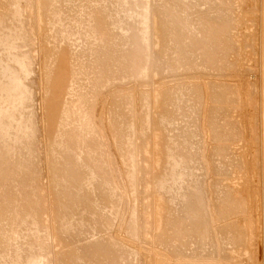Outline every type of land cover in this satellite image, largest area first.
<instances>
[{
	"label": "rangeland",
	"instance_id": "374dc122",
	"mask_svg": "<svg viewBox=\"0 0 264 264\" xmlns=\"http://www.w3.org/2000/svg\"><path fill=\"white\" fill-rule=\"evenodd\" d=\"M114 1L46 0L43 15L49 22L47 25L49 27L43 29L42 35L34 36L35 62L32 67L34 65L35 67L31 70L34 72H29V74L32 73V78L28 80L31 83L26 82L29 83L27 87L29 91L32 90L30 92L32 94L27 101L30 105L25 103L26 108L22 109V113L26 115L29 114L26 110L32 112L34 123L28 129L24 127L27 130L23 131L29 133L26 134L28 136L26 144L22 143V149L19 150L17 147L10 150L12 159L9 160L13 162H8L9 165L5 164L10 180H7L8 176L1 177L6 171L3 172L0 166V193L7 191L3 193L4 197L2 194L0 196V219H2L0 220V237L2 236L0 259H8L3 263L1 259L0 263L10 264L13 261L11 264H17V262L22 264L29 253L36 252V256L39 255L38 258H42L38 259V264H261V258L256 256L257 246L262 239L260 229L262 164L258 106L260 0H187L188 2L186 0H146L148 45L144 46L147 43L144 41L142 49L137 44L140 42L135 35H132L134 28L129 17L133 16V13L132 11L131 14H128V11L126 13V10L130 8L127 4L131 5L133 11L136 9L132 4L133 0H123V3L120 0ZM113 3L119 6L116 4L113 6ZM181 5L184 6L181 7ZM99 8L100 13L105 14H102L103 17L107 18L102 19L103 17L97 14ZM116 8L118 12H115ZM32 10V8H26L24 13L25 11L30 13ZM182 10L184 15H188L187 17L183 15ZM120 13L122 15L126 13L127 19L121 17ZM181 15L188 21V24H185L186 29L183 25L187 22L182 21ZM176 19L180 23H177ZM173 20H175L174 24H172ZM101 21L109 22V26L105 24L104 27V23L100 25ZM96 22L97 24L99 22L98 25L105 31L99 32L101 29ZM114 25H118V28ZM144 25L141 24V26ZM213 25L216 28H213ZM18 28L19 33L14 30L16 32L12 35L10 31H13V28L4 35L10 39V43L19 39L20 28ZM178 28V31L184 34V37L180 36L181 41L175 40L178 37L176 30ZM116 30L119 34L123 33L121 30H124V35L116 38L114 35ZM125 31L129 33L128 37ZM102 32L104 37L100 35ZM106 33L113 34L111 42ZM7 38L3 40L4 43ZM130 39L133 41L131 46ZM190 39L195 40V47L191 51V59L187 57V60H184L182 44ZM4 43L1 42L0 50L3 45L4 47L11 45L5 46ZM102 44L105 45L104 49ZM145 47L146 50H144ZM147 49L148 52H146ZM2 51L3 49L0 54L5 56ZM144 54H148L147 57ZM143 55L146 59L148 58L147 67L146 62H143L146 60ZM134 62L135 66L132 67L130 64L134 65ZM140 64L141 68L144 66L143 70H146V72L140 70L144 72L141 73L142 75L137 69ZM123 67H126L125 70ZM129 67L134 73L127 71ZM134 70L139 75H136ZM120 71L124 72L125 77ZM140 75L141 77H138ZM1 76L0 82L5 75ZM69 83H74L73 88L77 90V95L69 94V97L68 93L62 92L64 85ZM171 88L172 93L175 90L174 93L180 96L176 94L175 96L174 93H170L171 96L167 95ZM1 97L3 95L0 94L2 103L4 98L1 99ZM121 99L122 101L125 99V103L121 102ZM66 105L72 112L75 111L71 113L72 115L68 113L69 118L64 117ZM29 106L30 109L27 108ZM56 109L59 111L58 114ZM65 118H68L66 120L71 125L65 123ZM22 121L19 123L21 124ZM69 127L75 128L71 132L73 135L69 132L71 131ZM78 133L82 136L80 140ZM29 135L33 137L32 140ZM159 135L162 144L160 146L157 145ZM64 137H66L65 143H63ZM125 138L129 139L125 141ZM78 140L79 144H83L81 147ZM128 140L131 149L128 148ZM68 143L75 148L77 146L76 156L80 157L78 159L83 160L87 157L89 159L88 168L79 169L77 173L75 170V178H72L87 187L82 186L84 190H79L80 198L76 201L79 203H75L71 213L65 212L62 207L66 201L64 195L62 196L63 181L67 180V188L71 193L76 192V184H72L71 173L67 172V169L68 171L71 169L69 166L76 160L74 157L70 161V158L74 156H72L74 147L67 146ZM27 144L29 149L26 147ZM65 145L66 148H63ZM79 147L86 148L87 155L83 153L85 149L80 150ZM62 149L66 150L67 155ZM67 149L72 150V153ZM157 150L160 151L158 162L155 161L158 157ZM128 151H131V155ZM18 152L23 158L21 156L16 158ZM28 152L34 154L33 157L32 154L27 155ZM58 152L66 156L58 155ZM126 155L130 159H127ZM64 156L65 159L71 156L68 158L69 164L67 159L61 158L63 159L61 162L60 157ZM173 157L175 162L173 160V163H169ZM29 158L31 162L26 163L24 160ZM54 161L58 162V167ZM10 164L13 169L8 167ZM55 171H58V174ZM169 171L183 174L179 177L180 182L177 181L182 184L177 185V188H180H176L175 191L178 190L179 195L175 192V198L183 196L184 200H188L185 196L188 195L190 201L196 205L192 196H197L199 207L193 213L197 216L201 214L207 220L209 227L208 235L204 237L202 245H199L195 237L187 232L191 230V227L186 225L189 221L186 217L192 216L193 213L191 214L188 209L185 210V202L182 198V204L179 199L177 201L175 199L178 202L175 207L179 208L178 211L181 213L176 212L178 219L184 218V221L178 220L179 223L183 221L181 225L171 226L164 219L158 223L160 222L157 197L159 186L156 181H158L157 178L163 177V174L167 179ZM9 173L12 174L11 177ZM28 174L32 178L27 176ZM159 174L160 176L157 177ZM76 176L80 181L76 179ZM26 177H29L28 181ZM86 177L91 178V182ZM166 179L165 182L169 180V177L168 180ZM88 186H90L89 189ZM72 187H74L73 190L75 189V191L72 190L73 192ZM166 190L169 191L168 188ZM191 205L193 207V204ZM78 206V210L75 209ZM26 212L29 215H26ZM166 212L167 209L163 218ZM19 215L26 218L23 219ZM68 216L70 219L67 218ZM67 222H70V226ZM22 223L26 224L25 227ZM178 225L182 227L186 225L180 234ZM69 228L74 232L69 231ZM9 232H13L14 235L13 233L8 235ZM16 243L19 247H16ZM178 243L184 244V248L181 246L180 251L174 247L179 245ZM100 244L103 245L100 246ZM221 247H223L222 250ZM12 251L15 256L21 253V258L19 255L18 257L22 263L21 260L18 261V257L10 253ZM84 251H90L91 256ZM45 253L48 254L44 256ZM10 254L14 258H11ZM25 261V264L27 261L29 264L30 259Z\"/></svg>",
	"mask_w": 264,
	"mask_h": 264
},
{
	"label": "bare ground",
	"instance_id": "6f19581e",
	"mask_svg": "<svg viewBox=\"0 0 264 264\" xmlns=\"http://www.w3.org/2000/svg\"><path fill=\"white\" fill-rule=\"evenodd\" d=\"M93 1H95V0H93ZM104 1V0H103ZM109 1V0H108ZM116 1V0H115ZM114 1V2H115ZM121 2L123 1V0H120ZM119 1V2H120ZM128 1V0H127ZM182 1V0H181ZM184 1V0H183ZM187 1V0H186ZM185 1V2H186ZM112 2H113V0H112ZM120 2V3H121ZM126 2V1H125ZM161 2V1H160ZM176 2V1H175ZM188 2V1H187ZM45 3H46V0H0V38H1V40H0V45H1V42H3L4 43V41L3 40H5L6 38L4 37V35H6V34H8L9 33V31L10 30H12L13 28V31H10V32H12V35H14V33L13 32H16L17 31V28L19 27L20 28V36L19 35H17L16 33H15V35L16 36H19V39H15V41L13 40V42L12 43H10L9 41H10V39H8L7 38V40H6V43H4L5 44V46H8L9 44H11V45H9L8 47H4V45H3V53L5 54V56H2L1 54H0V73L2 74V76H4V79L2 78V81L0 82V94H1V96L3 95V97H1V99L2 98H4L3 100H2V103L0 102V166H1V170H3V172L4 171H6V173H4L3 174V176H1L2 178L3 177H7L8 176V169L6 168V166H5V164H7V165H9L8 164V162H13V161H11V160H9V159H12V157H11V149H13V148H17V147H19L18 149L19 150H21L22 149V143H24V144H26V142H27V133H29V132H25L27 129H28V127L29 126H31V125H33V123H34V120L32 119V112H29V110H26L29 114H30V116H29V114H24V113H22V111L24 110V108L23 107H25L26 108V106H25V103H26V105H30V104H28L27 103V101H29V98H30V96H31V94H30V92L32 91V90H30L29 91V89H28V87H27V84H29V83H31V82H29L28 80H29V78L31 77V74L32 73H30L29 74V72H34V71H31L32 70V68H34L35 67V65H34V67H32L33 65V62H35V44H36V41H35V35H37V34H40V35H42V31H43V29H46L47 27H49V26H47L48 25V23L49 22H47L46 21V18L44 17V15H43V10H44V8H45ZM95 3V2H94ZM103 3V2H102ZM109 3V2H108ZM116 3H118V2H116ZM116 3H113V6H114V4H116ZM123 3V2H122ZM122 3H121V5H122ZM128 3V2H127ZM180 3V2H179ZM92 4V3H91ZM96 4V3H95ZM100 4V3H99ZM111 4V3H110ZM109 4V5H110ZM119 4V3H118ZM132 4H133V6L134 7H136V9L133 11V9H131V5L129 4H127V6H129L130 8H128V7H126V8H128L127 10H126V13H127V11H128V14H131V11H132V13H133V16H131V17H129L130 19H131V23L133 22V24H131L132 26H133V28H134V31H133V29H132V31L134 32L132 35H135V37H136V39L138 40V42H140V43H137L138 45H139V47H141V49H142V43L144 42V41H147L148 40V34H147V22H148V14H147V1L146 0H133V2H132ZM181 4H183V3H181ZM184 4H189V3H184ZM94 5V4H93ZM92 5V6H93ZM117 5V4H116ZM42 6V7H41ZM95 6V5H94ZM106 6V5H105ZM117 6H119V5H117ZM117 6H115V7H117ZM182 6H184V5H181V7ZM189 6V5H188ZM91 7V6H90ZM97 7H99V6H97ZM96 7V8H97ZM109 7V6H108ZM112 7V6H111ZM122 7H124V5L122 6ZM122 7H121V9H122ZM186 7V6H185ZM26 8H32L33 10H32V12H30V13H28V12H26L25 11V13H24V10L26 9ZM110 8V7H109ZM113 8V7H112ZM111 8V9H112ZM125 8V9H126ZM94 9V8H93ZM119 9H120V7H119ZM184 9V8H183ZM154 10V9H153ZM186 10V9H185ZM42 11V12H41ZM93 11V10H92ZM102 11V10H101ZM104 11H105V8H104ZM115 11V9L113 10V12ZM120 11V10H119ZM124 11V10H123ZM123 11H120V12H123ZM152 11V10H151ZM155 11V10H154ZM97 12H99V13H97ZM95 11V13H97V14H99V16L102 18L103 17V15L102 14H104V12L101 14L100 13V8H99V10L98 11ZM107 12V11H106ZM115 12H118V9L116 8V11ZM182 13H183V10L181 11ZM28 13V14H27ZM109 13V12H108ZM125 13V14H126ZM181 13V14H182ZM259 13H260V24H259V31H260V38H259V50H260V80H259V92H260V96H259V102H258V106H259V108H260V118H259V125H260V134H259V144H260V148H261V160H260V162H261V164H262V167H261V171H262V179H261V181H262V193H261V217H260V219H261V237H262V239H261V242L258 244V246H257V249H256V256H257V258L259 257V258H261V261H260V263L261 264H264V0H260V9H259ZM102 16H101V15ZM111 14V13H110ZM119 14V13H118ZM124 14V13H123ZM122 15L121 13H120V15H121V17H125L126 15ZM154 14V13H153ZM105 15V14H104ZM112 15V14H111ZM110 15V16H111ZM179 15V14H178ZM178 15H177V18H178ZM183 15H184V13H183ZM96 16H98V15H96ZM109 15H108V17L109 18H112V17H110ZM114 16H115V14H114ZM184 16H188L187 14L186 15H184ZM99 17V18H100ZM105 17V16H104ZM102 18V19H105V18H107V17H105V18ZM116 18H118L119 16L117 15V16H115ZM126 17H128V16H126ZM125 17V18H126ZM150 17H152V15H150ZM176 17V16H175ZM181 17H182V15H181ZM181 17H179V18H181ZM96 18H98V17H96ZM154 18V17H153ZM183 18V17H182ZM114 20H115V18H113ZM118 19H120V18H118ZM127 19V18H126ZM130 19H128L129 21H130ZM157 18H155V20H156ZM59 20V19H58ZM96 20V19H95ZM99 20V19H98ZM112 20V19H111ZM110 20V22H112ZM113 20V21H114ZM117 20V19H116ZM123 18H122V22H123ZM177 20V23H180V22H178V19H176ZM186 21L184 18L182 19V21ZM187 20H189V19H187ZM97 21V20H96ZM105 21V20H104ZM126 21V20H125ZM128 21V22H129ZM174 21L175 20H173V23L172 24H174ZM180 21V20H179ZM171 22H172V20H171ZM187 23H185L184 22V25H183V28H185V24H188V21H186ZM55 23V22H54ZM58 23V22H57ZM91 23V22H90ZM104 23V22H103ZM103 23H102V21H101V24L100 25H103ZM109 22H105L104 23V27L108 24ZM114 23H116V22H114ZM120 23V22H119ZM176 23V22H175ZM181 23H183V22H181ZM88 24V23H87ZM96 24H97V22H96ZM98 24H99V22H98ZM97 24V25H98ZM106 24V25H105ZM111 24V23H110ZM116 24H118V23H116ZM124 23H122V25H123ZM129 25H130V22L128 23ZM141 24H145L144 26H141ZM100 25H98L99 27H100V29L101 30H99V32H101L102 30L103 31H105L104 29H102L101 28V26ZM121 25V24H120ZM129 25H127V26H129ZM130 25V26H131ZM14 26H16V27H14ZM57 26V25H56ZM75 26H76V24H75ZM97 26V27H98ZM108 26H109V24H108ZM115 26V25H114ZM118 26V25H117ZM117 26H115V28H118ZM173 26V25H172ZM176 26V25H175ZM188 26V25H187ZM103 27V26H102ZM103 27V28H104ZM121 27V26H120ZM120 27H119V29H120ZM122 27H124V26H122ZM176 27H179V25L178 26H176ZM181 27V29L183 30V33H184V29L182 28V25L180 26ZM16 28V29H15ZM18 28V29H19ZM79 28V27H78ZM111 28H113V27H111ZM213 28H216V26L214 27V25H213ZM55 29V28H54ZM57 29H58V26H57ZM62 29V28H61ZM65 29H66V27H65ZM76 29V28H75ZM80 29V28H79ZM108 29H110V28H108ZM118 29V30H119ZM122 29H124V28H122ZM186 29V28H185ZM14 30H16V31H14ZM56 30V29H55ZM60 30V29H59ZM112 30V29H111ZM113 30H115V29H113ZM118 30H116V31H114L115 32V34H114V32H112L115 36H116V38H117V36L119 37V35H121L122 36V34L124 35V30H121V32H123V33H121V34H119V32H118ZM129 30H130V28H129ZM177 31L179 30V28L178 29H176ZM181 30V31H182ZM68 31V30H67ZM82 31V30H81ZM175 31V30H174ZM68 32H70V31H68ZM116 32H118V33H116ZM176 32V31H175ZM180 31H178L177 32V34H178V37H177V39H175L176 41H181V38H180V36H182L183 35V37H184V34H182L181 32L179 33ZM72 33V32H71ZM104 32H102L100 35H102ZM69 34V33H68ZM80 34H82L81 32H80ZM113 34H111V35H113ZM116 34H118V35H116ZM125 34H127L126 35V37H128L129 35V33H127L126 31H125ZM171 34V33H170ZM176 34V33H175ZM9 35H11V34H9ZM8 35V36H9ZM12 35H11V37H12ZM105 35V34H104ZM108 35V33H106V36ZM110 34L108 35V37H109V41L111 42V40H112V36H111ZM173 35V34H172ZM2 36V37H1ZM71 36V35H70ZM103 36V35H102ZM4 37V38H3ZM10 37V36H9ZM77 37V36H76ZM104 37V36H103ZM125 37V38H126ZM176 37V36H175ZM13 38V37H12ZM12 38H11V40H12ZM16 38V37H15ZM68 38V37H67ZM82 38V37H81ZM101 39H102V37H100ZM124 38V39H125ZM132 38V37H131ZM134 38V37H133ZM146 38H147V40H146ZM185 38H186V35H185ZM190 38V37H189ZM54 39V38H53ZM62 39V38H61ZM121 38H119V40H120ZM127 39H129V38H127ZM156 39H157V37H156ZM184 39V38H183ZM188 39V38H187ZM73 40H75V38L73 39ZM103 40V39H102ZM121 40H123V39H121ZM131 40V43H130V46H131V44H133L132 42V39H130ZM130 40H127V41H130ZM60 41V40H59ZM78 41V40H77ZM124 42H125V40H123ZM123 41H122V43H123ZM126 41V42H127ZM187 41V40H186ZM56 42V41H55ZM66 42V41H65ZM69 42V41H68ZM78 42H80V41H78ZM121 43V42H120ZM121 43V44H122ZM146 43V42H145ZM55 44V43H54ZM62 44V43H61ZM136 44V43H135ZM58 45V44H57ZM71 45V44H70ZM75 45V44H74ZM73 45V46H74ZM77 45H79L78 43H77ZM76 45V46H77ZM124 45V44H123ZM129 45V44H128ZM147 46L148 45V41H147V43L146 44H144V46ZM183 45V52H184V60H187V57H188V59H191V51L193 50V48L195 47V40L194 41H192L191 39L189 40V41H187L185 44H182ZM102 46H103V48L102 49H104V46L105 45H103L102 44ZM101 46V47H102ZM134 46V45H133ZM1 47H2V45H1ZM0 47V48H1ZM136 47V46H135ZM138 47V48H139ZM60 49H61V47H59ZM58 48V49H59ZM71 48H72V45H71ZM78 48V47H77ZM123 48H124V46H123ZM144 48V47H143ZM182 48V47H181ZM1 49V50H2ZM52 49H54V48H52ZM59 49V51H61ZM72 49H74V48H72ZM128 49H129V47H128ZM137 49V48H136ZM135 49V50H136ZM1 50H0V52H1ZM56 50H57V48H56ZM55 50V51H56ZM124 50V49H123ZM125 50H126V46H125ZM125 50H124V52H125ZM131 50H132V47H131ZM131 50H129V51H131ZM144 50H146V47H145V49ZM55 51H54V53H55ZM58 51V50H57ZM71 51V50H70ZM128 51V52H129ZM138 51H140V50H138ZM123 52V51H122ZM124 52H123V55L126 57V59H127V56L124 54ZM146 52H148V49H147V51ZM52 53V52H51ZM126 53H127V51H126ZM130 53H132V51L130 52ZM145 53V52H144ZM3 54V55H4ZM73 54V53H72ZM121 54V53H120ZM127 54H129V53H127ZM139 54V53H138ZM122 55V56H123ZM130 55V54H129ZM135 55H136V53H135ZM145 55V54H144ZM143 55V56H144ZM147 55L148 54H146L145 56L147 57ZM121 56V57H122ZM138 56H140V55H138ZM145 56H144V59H146L145 58ZM75 57V56H74ZM119 57H120V55H119ZM129 57V56H128ZM131 57V56H130ZM133 58V57H132ZM138 58V57H137ZM186 58V59H185ZM123 59H125L124 57H123ZM125 59V60H126ZM131 59V58H130ZM134 59H136V58H134ZM148 59V58H147ZM144 60L143 62L145 63L146 61H148V60ZM142 60V59H141ZM76 61V60H75ZM131 61V60H130ZM136 61V60H135ZM138 61H140V59L138 60ZM127 62H129V60L127 61ZM142 62V63H143ZM141 63V62H140ZM165 63V62H164ZM125 64H126V62H125ZM130 64V63H129ZM128 64V65H129ZM137 64V63H136ZM124 65V64H123ZM127 65V64H126ZM132 67L133 66H135V62H134V65H132V64H130ZM138 65V64H137ZM145 65H146V67H147V62L145 63ZM161 65V64H160ZM159 65V67H161ZM130 66V67H131ZM168 66H169V64H168ZM72 67V66H71ZM75 67H76V65H75ZM128 67V66H127ZM130 67L127 69V71L129 70V71H131L132 70V68L130 69ZM144 67V66H143ZM141 68V64H140V66H139V68H137V69H139V72H140V70H143L144 68ZM124 68V67H123ZM122 68V69H123ZM126 68V67H125ZM125 68H124V70H125ZM136 68H134V69H136ZM163 68H164V65H163ZM166 68V67H165ZM136 69V70H137ZM146 69V68H145ZM136 70H134L135 72H136ZM156 70V69H155ZM144 71V70H143ZM72 72V71H71ZM120 72H122V71H120ZM132 72V71H131ZM144 72H146V70L144 71ZM143 72V73H144ZM123 73L124 72H122L121 74H122V76H123ZM132 73H134V72H132ZM137 73V72H136ZM142 72H140V74H141ZM142 73V74H143ZM1 74H0V76H1ZM70 74V73H69ZM75 74V73H74ZM125 74H128V73H125ZM124 74V75H125ZM129 74H130V72H129ZM141 74V75H142ZM147 74V73H146ZM136 75H139V73H137ZM141 75L140 76H138V77H141ZM145 75V74H144ZM143 75V76H144ZM1 76V77H2ZM33 76V75H32ZM71 76V75H70ZM73 76V75H72ZM129 76V75H128ZM135 76V75H134ZM76 77V76H75ZM123 77H125V76H123ZM32 78V77H31ZM74 78V77H73ZM69 79V78H68ZM120 79V78H119ZM122 79V78H121ZM124 79V78H123ZM122 79V80H123ZM29 82V83H26V82ZM64 81H66V80H64ZM75 82V81H74ZM33 83V82H32ZM62 83H64V82H62ZM66 83H67V81H66ZM75 83H77V82H75ZM74 84V83H73ZM73 84H65L64 85V88L63 89H61V90H63L62 92H65V93H68V95L69 94H75V95H77V93H76V91L77 90H74L75 88H73L74 86H73ZM32 84H30V86H31ZM62 86H63V84H62ZM62 86H61V88H62ZM175 88V87H174ZM179 88H181V87H179ZM178 89V88H177ZM172 88L170 89V92L168 93L167 92V95H169V96H171L170 95V93H172ZM175 91V90H174ZM174 91H173V93H174ZM177 91V90H176ZM180 91V90H179ZM181 91H182V89H181ZM184 91V90H183ZM74 92V93H73ZM65 93H63L64 95H65ZM172 93V94H173ZM180 93V92H179ZM183 93V92H182ZM181 93V94H182ZM177 95V93H174V95ZM61 95H62V93H61ZM60 95V96H61ZM67 95V96H68ZM175 95V96H176ZM179 95V94H178ZM177 95V96H178ZM33 96H34V94H33ZM60 96H59V98H60ZM180 96V95H179ZM65 97V96H64ZM69 97H70V95H69ZM74 97V96H73ZM79 97V96H78ZM78 97H77V99H78ZM32 98V97H31ZM61 99V98H60ZM129 99V98H128ZM33 100V99H32ZM68 100V99H67ZM75 100V99H74ZM125 100V99H124ZM124 100L122 101V99H121V102H124ZM155 100V99H154ZM1 101V100H0ZM62 101H63V99H62ZM69 101V100H68ZM76 101V100H75ZM30 102H31V100H30ZM57 102V101H56ZM61 102V101H60ZM126 102H127V100H126ZM143 102V101H142ZM58 104H59V102H57ZM76 103H77V101H76ZM125 103V102H124ZM156 103V100L154 101V104ZM56 104V103H55ZM57 104V105H58ZM61 104H62V102H61ZM64 104V103H63ZM66 104H67V102H66ZM128 104V103H127ZM130 104V103H129ZM142 104V103H141ZM32 105H33V103H32ZM32 105H31V107H32ZM56 105V106H57ZM55 106V105H54ZM62 106V105H61ZM67 106V105H66ZM155 106V105H154ZM157 106V105H156ZM177 106V105H176ZM27 108H29L30 109V106L29 107H27ZM57 108H58V106H57ZM173 108V107H172ZM171 108V109H172ZM23 109V110H22ZM76 109V108H75ZM170 109V108H169ZM174 109H175V107H174ZM173 109V110H174ZM180 109V107L178 108V110ZM57 110V109H56ZM58 110H60V108L58 109ZM57 110V114L59 113V111ZM61 110H62V107H61ZM61 110H60V112H61ZM181 110V109H180ZM180 110H179V112H180ZM34 111V110H33ZM74 111V110H73ZM130 111V110H129ZM171 111V110H170ZM63 113H64V111H62ZM75 112V111H74ZM74 112H72L71 111V108L70 107H68L67 106V108H66V112L64 113V117H67L68 116V113L69 114H71V113H74ZM173 112V111H172ZM178 112V113H179ZM127 113V112H126ZM130 113V112H129ZM177 113V112H176ZM34 115H35V113H33ZM60 115V114H59ZM66 115V116H65ZM72 115V114H71ZM61 116V115H60ZM34 117V116H33ZM171 117V116H170ZM61 118V117H60ZM68 118H69V116H68ZM68 118H65V120L67 119L68 120ZM175 118V117H174ZM62 119V118H61ZM64 119V118H63ZM21 120H23L22 122H21V124L19 123V121H21ZM64 120V121H65ZM66 120V122L65 123H69V121H67ZM71 122V121H70ZM62 123H64L63 121H62ZM75 123V122H74ZM73 124V123H72ZM69 125H71L70 123H69ZM68 125V126H69ZM80 125V124H79ZM81 125H82V123H81ZM63 126V125H62ZM73 126H75V125H73ZM130 126V125H129ZM24 127H26L25 129H24ZM32 127V126H31ZM126 127V126H125ZM30 128V127H29ZM60 128V127H59ZM70 128V127H69ZM74 128V127H73ZM72 128V129H73ZM71 129V128H70ZM72 129H71V131H69L68 130V128H67V132L69 131L70 133L72 132ZM75 129V128H74ZM23 130H25V131H23ZM66 130V129H65ZM64 131V130H63ZM34 132V131H33ZM37 132V131H36ZM66 132V131H65ZM66 132V133H67ZM169 132V131H168ZM62 133V132H61ZM77 133V132H76ZM72 134V133H71ZM75 134V133H74ZM81 134V133H80ZM126 134H127V132H126ZM125 134V135H126ZM128 134H129V132H128ZM31 135V134H30ZM30 135H29V137H30ZM59 135V134H58ZM62 135V134H61ZM64 135V134H63ZM73 135V134H72ZM77 135H79V133L77 134ZM124 135V136H125ZM70 136V135H69ZM69 136H68V138H67V140L69 139ZM75 136V135H74ZM132 136V135H131ZM78 137V136H77ZM80 137H82V136H80L79 135V140H80ZM126 137V136H125ZM127 137H130V136H127ZM31 138V137H30ZM29 138V139H30ZM33 138V137H32ZM32 138H31V140H32ZM65 138L66 137H64L63 138V140H64V142L63 143H65ZM71 138H72V136H71ZM70 138V139H71ZM75 138V137H74ZM37 139V138H36ZM56 139H58V138H56ZM77 139V138H76ZM127 139H129V138H127ZM126 138H125V141L127 140ZM74 140V139H73ZM79 140L77 141L78 142V144H79ZM34 141V140H33ZM62 141V140H61ZM61 141H59V142H61ZM70 141V140H69ZM68 141V142H69ZM83 140H82V138H81V142H82ZM130 141H131V139H130ZM130 141L128 140L127 141V143L129 144V146H128V148L129 149H131L130 147H131V144H130ZM72 142V141H71ZM75 142V141H74ZM80 142V143H81ZM37 143V142H36ZM50 143V142H49ZM52 143V142H51ZM58 143V142H57ZM67 143V142H66ZM70 143V142H69ZM66 144L67 146L68 145H71V147L73 148L74 147V149H72V150H70L69 151V149H67V151H69L70 153H72V158H70L71 156H67V163L69 162L70 163V161L71 160H73V158L75 157L76 158V160L75 161H73V166H69L71 169H69V171H68V169H67V172L68 173H71V175H70V180L74 177L75 178V175L74 174H76L77 172H79V169H83V168H85V169H87L88 168V166H89V163H87L88 161H89V159H88V157L87 158H85V159H78V158H80V157H77L76 156V149H77V146H76V148H75V146L73 145L72 146V144ZM73 143V142H72ZM83 143V142H82ZM81 143V144H82ZM61 144H62V142H61ZM81 144H79L80 145V147H81ZM124 144H126V142H124ZM127 144V145H128ZM63 145V144H62ZM66 145H65V147H63V148H66ZM75 145H77V144H75ZM83 145V144H82ZM126 145V146H127ZM156 145V144H155ZM157 145L158 146H160V145H162L161 144V141H160V135H159V137H158V141H157ZM25 146V145H24ZM54 146V145H53ZM59 146V145H58ZM125 146V145H124ZM26 147H28V144H27V146ZM31 147V146H30ZM33 147V146H32ZM79 147V148H80ZM25 148V147H24ZM35 148V147H34ZM55 148V147H54ZM58 148V147H57ZM68 148V147H67ZM83 148V147H82ZM28 149H29V147H28ZM59 149H60V147H59ZM83 149H85V151H83V153L85 154L86 152H88V151H86V148H83ZM83 149H81L80 148V150H83ZM126 149H127V147H126ZM30 150L32 151V148H30ZM36 150V149H35ZM57 150V149H56ZM63 150V149H62ZM15 151V150H14ZM18 150H16L15 152H17ZM23 151V150H22ZM25 151V150H24ZM23 151V152H24ZM63 151H65V153H66V155H67V152H66V150H63ZM72 151V152H71ZM20 152V151H19ZM18 152V153H19ZM34 152H36V151H34ZM60 152H62L61 150H60ZM68 152V153H69ZM129 152V151H128ZM127 152V153H128ZM157 152H158V157H157V160H155V161H159L160 160V151L159 150H157ZM17 153V154H18ZM25 153H27V151L25 152ZM56 153V152H55ZM62 153H64V152H62ZM82 153V154H83ZM130 153V155H131V151L129 152ZM14 154V153H13ZM20 154V155H19ZM17 156H16V158L18 157V156H21L22 158H23V156L21 155V153H19ZM32 154V153H31ZM31 154H29V152H28V154L27 155H31ZM60 153L58 152V155H59ZM24 155H26V154H24ZM26 155V156H27ZM33 155L34 154H32V157H33ZM57 155V156H58ZM61 156L62 155H65V154H60ZM65 155V156H66ZM69 155H71V154H69ZM80 154H79V152H78V156H79ZM85 155H87V153L85 154ZM84 155V156H85ZM15 156V155H14ZM37 156V155H36ZM36 156H35V158H36ZM56 156V157H57ZM65 156L64 157H60V160H61V158H63L64 160H66L65 159ZM83 156V157H84ZM127 156V155H126ZM31 157V156H30ZM59 157V156H58ZM57 157V158H58ZM82 157V156H81ZM129 156H127V159H130V158H128ZM18 158H20V157H18ZM17 158V159H18ZM25 158V157H24ZM68 158H70V161H68ZM17 159H14L15 161H19V160H17ZM37 159V158H36ZM59 159V158H58ZM63 159L61 160V162L63 161ZM172 160H170L169 161V163H173V160H174V162H175V159H174V157L173 158H171ZM32 160V159H31ZM55 160V159H54ZM59 160V161H60ZM20 161H21V159H20ZM26 163H30L31 161H30V158H29V160H24ZM30 161V162H29ZM56 161H57V159H56ZM56 161H54V163L56 162ZM128 162L130 161V160H127ZM66 162V161H65ZM58 163V162H57ZM57 163H55L56 165H57ZM68 163V164H69ZM12 164V163H11ZM11 164H10V166H8V167H11ZM17 164V163H16ZM55 165V166H56ZM59 165V164H58ZM58 165L56 166V167H58ZM63 165H64V163H63ZM62 165V166H63ZM170 165H172V164H170ZM17 166V165H16ZM67 167H68V165H67ZM18 168V167H17ZM59 168H61V167H59ZM11 169H13V167H11ZM10 169V173H12L11 170ZM63 169H65V168H63ZM93 169V168H92ZM57 170V169H56ZM61 170V172H62V169H60ZM66 170V169H65ZM75 170H76V173H75ZM93 171V170H92ZM21 171H19V173H20ZM57 172V174H58V171H55V173ZM10 173H9V175H10ZM60 173V172H59ZM64 173H66V172H64ZM89 174L91 173V172H88ZM93 174V173H92ZM91 174V175H92ZM163 174V173H162ZM178 174V175H177ZM12 175V174H11ZM11 175H10V177H11ZM25 175V174H24ZM64 175V174H63ZM66 175H68L67 173H66ZM74 175V176H73ZM78 175H79V173H78ZM88 175V174H87ZM164 176L163 177H160V178H157L158 179V181H156V182H158L157 184H158V186H159V193H158V203H159V218H158V221H160V222H158V223H161V220L162 219H164V220H166L167 221V223H169L171 226H174V225H177V224H180L181 222H183L184 221V218H179V219H183V221L181 220V222L179 223V219H178V215L176 214V212L179 210V208H176L177 207V203L178 202H176L178 199L180 200L179 202L181 203L182 201H181V198L183 197L182 195V197L181 198H175V192H176V194H178L179 195V191L178 190H176L175 191V189L177 188V185L179 184V183H177V181L179 180V177H181L183 174H182V172H178V173H175V172H171V171H169V174H168V177H169V180H171V182L168 180V177H167V179L165 178V174H163ZM27 176H29V174L27 175ZM65 176V175H64ZM160 176V174L157 176V177H159ZM162 176V175H161ZM1 177H0V179H1ZM29 177H31V176H29ZM28 177V178H29ZM56 177V176H55ZM63 177V176H62ZM77 177L78 176H76V179H77ZM94 177V176H93ZM8 179L7 180H10L9 179V176L7 177ZM27 178V177H26ZM28 178L26 179L27 181H28ZM32 178V177H31ZM57 178V177H56ZM73 178V179H74ZM85 177H84V175H83V179H84ZM87 178V177H86ZM91 178H92V176H91ZM90 178V179H91ZM173 178H174V180H173ZM5 179V178H4ZM3 179V180H4ZM25 179V178H24ZM55 179V178H54ZM72 179V181H73V183L72 184H76V192H75V194H73V193H71L69 190V188H67L68 186V183H67V180H66V182L65 181H63V185L65 186H63V190H64V192L62 191V196L64 197V199L66 200V201H64V204H62V207H63V209H64V211L65 212H70L71 213V211L73 210V207L75 206V203H77L76 201H77V199L78 198H80V197H78V195L81 193L79 190H84V189H82V184H80L79 182H77L76 180H73ZM82 179V178H81ZM88 179V178H87ZM90 179H88L90 182H91V180ZM165 179L166 180H168V181H166L165 182ZM23 180V179H22ZM31 180V179H30ZM29 180V181H30ZM77 180H79V179H77ZM175 180H176V182H175ZM69 181V180H68ZM80 181V180H79ZM84 181V180H83ZM8 182V181H7ZM11 182V181H10ZM25 182V181H24ZM65 182V183H64ZM85 182H86V179H85ZM89 182V185L91 184ZM169 182V183H168ZM173 182V183H172ZM178 182H180V181H178ZM71 183V182H70ZM82 183V182H81ZM88 183V182H87ZM87 183H85V184H87ZM11 184V183H10ZM30 184V183H29ZM180 184H182V182L180 183ZM179 184V185H180ZM70 185V184H69ZM81 185V186H80ZM31 186V185H30ZM73 186V185H72ZM85 186V185H84ZM83 186V187H84ZM1 187V186H0ZM3 187V186H2ZM38 187H40V186H38ZM87 187V186H86ZM86 187H84V188H86ZM89 187L90 186H88V189H89ZM35 188V187H34ZM37 188V187H36ZM35 188V189H36ZM42 188V187H41ZM73 188L74 187H72V189H71V191L73 190ZM168 188V190L169 191H167L166 189ZM178 188H180V187H178ZM177 188V189H178ZM3 189V188H2ZM34 189V190H35ZM38 189V188H37ZM40 189V188H39ZM60 189V188H59ZM174 190V191H173ZM181 190V189H180ZM3 191V190H2ZM6 190H4L2 193H0V196H1V194L3 195V193L5 192ZM37 191H39V190H37ZM42 191V190H41ZM73 191H75V189L73 190ZM72 191V192H73ZM166 191H167V195H165V193H166ZM178 191V192H177ZM7 192V191H6ZM5 192V193H6ZM9 193V192H8ZM8 193H7V195H8ZM41 193V192H40ZM85 193V192H84ZM180 193H181V191H180ZM39 194V193H38ZM6 195V194H5ZM12 195V194H11ZM10 195V196H11ZM40 195V194H39ZM56 196H57V194H55ZM177 195V196H178ZM9 196V197H10ZM59 196V195H58ZM186 196V198H188V200H184L183 198V200H184V206H185V210H187L188 209V211L192 214L193 213V211L194 210H196L199 206H198V201L196 200V197L197 196H192L193 197V201H195L196 202V205H195V203H192L191 201H190V197L188 196V195H185ZM3 197H4V195H3ZM8 197V198H9ZM39 197V196H38ZM37 197V198H38ZM81 197H82V195H81ZM195 197V198H194ZM7 198V197H6ZM59 198V197H58ZM83 198H84V196H83ZM63 199V198H62ZM175 199H176V201H175ZM85 200V199H84ZM83 200V201H84ZM86 200H87V198H86ZM198 200H199V198H198ZM4 201H5V199H4ZM7 201H8V199H7ZM10 201V200H9ZM31 201V200H30ZM78 201H80V199L78 200ZM81 201H82V198H81ZM88 202V201H87ZM176 202V203H175ZM8 203V202H7ZM61 203V202H60ZM63 203V202H62ZM66 203V204H65ZM79 203V202H78ZM77 203V204H78ZM183 203V202H182ZM181 203V204H182ZM3 204V203H2ZM10 204V203H9ZM44 204V203H43ZM84 204V203H83ZM167 204H168V206H167ZM191 204H193V207H192V205ZM6 205V204H5ZM175 205H176V207H175ZM8 206V205H7ZM10 206V205H9ZM187 206V207H186ZM4 207H6V206H4ZM11 207V206H10ZM10 207H8V208H10ZM46 207V206H45ZM44 207V208H45ZM81 207V206H80ZM84 207V206H83ZM82 207V208H83ZM190 207V208H189ZM200 207H201V204H200ZM42 208V207H41ZM78 208H79V206L77 207V208H75V209H77L78 210ZM81 208V209H82ZM2 210H3V208H1ZM81 209H79V210H81ZM166 209H167V212H166V214H165V216H164V218H163V215H164V212L166 211ZM9 210V209H8ZM83 210V209H82ZM163 210H165V211H163ZM29 211V210H28ZM27 211V212H28ZM32 211V210H31ZM39 211V210H38ZM42 211V210H41ZM75 211V210H74ZM171 211V212H170ZM180 211H181V209H180ZM27 212H26V215H29V214H27ZM85 212V211H84ZM170 212V213H169ZM179 212V211H178ZM19 213V212H18ZM24 213V212H23ZM23 213H22V215H23ZM36 212H34V214H35ZM38 213V212H37ZM180 213V212H179ZM178 213V214H179ZM21 214V213H20ZM40 214H41V212H40ZM67 214V213H66ZM65 214V215H66ZM69 214V213H68ZM76 214V213H75ZM181 214V213H180ZM179 214V215H180ZM37 215V214H36ZM64 215V214H63ZM74 215V214H73ZM6 216V215H5ZM11 216V215H10ZM9 216V217H10ZM16 216V215H15ZM19 216H21V215H19ZM23 216H25V215H23ZM33 216V215H32ZM35 216V215H34ZM38 216V215H37ZM80 216V215H79ZM78 216V217H79ZM7 217V216H6ZM22 217V216H21ZM21 217H19V218H21ZM28 217V216H27ZM64 217V216H63ZM62 217V218H63ZM70 216H68L67 218H69ZM182 217V216H181ZM12 218V217H11ZM10 218V219H11ZM23 219L24 218H26V217H22ZM29 218H31V217H29ZM33 218V217H32ZM37 218V217H36ZM66 218V217H65ZM187 219H189V221L187 222V224L186 225H190V227H191V230H188L187 232H188V234L189 235H191V236H194L195 237V239H196V241H197V243H199V245H202V243H203V241L205 240L204 239V237L206 236L207 237V233L209 232V227H208V222H207V220H205L204 218H203V216H201V214H199L198 216L196 215V213H193L192 214V216H190V217H186ZM185 218V219H186ZM6 219V218H5ZM5 219L3 220V221H5ZM28 219V218H27ZM41 219V218H40ZM45 218H43V220H44ZM70 219V218H69ZM78 219V218H77ZM0 220H2V219H0ZM35 220V219H34ZM38 220V219H37ZM75 220V219H74ZM157 220V219H156ZM9 221V220H8ZM17 221V220H16ZM21 221H23V220H21ZM27 220H25V221H23V222H26ZM31 221H32V219H31ZM61 221V220H60ZM67 221H69V220H67ZM73 221V220H72ZM81 221V220H80ZM20 222V221H19ZM19 222H17V223H19ZM36 222V221H35ZM43 222V221H42ZM77 222H79V221H77ZM82 222V221H81ZM12 223V222H11ZM15 223V222H14ZM17 223H16V225H17ZM28 223V222H27ZM32 223V222H31ZM69 225L68 226H70V222H67ZM72 223V222H71ZM20 224V223H19ZM23 224V223H22ZM36 224V223H35ZM76 224H78V223H76ZM80 224V223H79ZM13 225V224H12ZM24 225H26L25 223L23 224V226ZM47 225V224H46ZM66 225V224H65ZM73 225V224H72ZM181 225V224H180ZM185 225V226H186ZM29 226V225H28ZM37 226V225H36ZM35 226V227H36ZM40 226V225H39ZM38 226V227H39ZM75 227H76V225H74ZM179 226V225H178ZM185 226H179V234L180 233H182V230H183V228L185 227ZM1 227V226H0ZM14 227V226H13ZM20 227H22L21 225H20ZM25 227V226H24ZM41 227V226H40ZM61 227V226H60ZM73 227V226H72ZM83 227V226H82ZM64 228V227H63ZM66 228V227H65ZM77 228V227H76ZM2 229V228H1ZM11 229H14V228H11ZM83 229V228H82ZM81 229V230H82ZM170 229H172V228H170ZM6 230V229H5ZM23 230V229H22ZM36 230V229H35ZM63 230H65V229H63ZM78 230V229H77ZM20 231V230H19ZM69 231H73L74 232V230H70V228H69ZM79 231V230H78ZM17 232V231H16ZM28 232H29V230H28ZM61 232V231H60ZM64 232V231H63ZM12 234L13 232H9L8 233V235L9 234ZM21 233V232H20ZM4 234H6V233H4ZM25 234V233H24ZM30 234V233H29ZM62 234V233H61ZM68 234V233H67ZM1 235H3V234H1ZM7 235V236H8ZM13 235H14V233H13ZM39 235V234H38ZM69 235V234H68ZM67 235V236H68ZM210 235V234H209ZM19 236V235H18ZM29 236V235H28ZM211 236V235H210ZM210 236H208V237H210ZM4 237H5V235H4ZM8 237H12V236H8ZM0 238H2V236L0 237ZM14 238V237H13ZM12 238V239H13ZM31 238V237H30ZM45 239V238H44ZM1 240V239H0ZM3 240V239H2ZM9 240V239H8ZM20 240H22V239H20ZM178 240H180V239H178ZM181 240H183V239H181ZM25 241V240H24ZM27 241V240H26ZM25 241V242H26ZM211 241V240H210ZM24 242V243H25ZM40 242V241H39ZM182 242V241H181ZM4 243H5V241H4ZM13 243V242H12ZM20 243H22L21 241H20ZM183 243H185V242H183ZM2 244V243H1ZM17 244V243H16ZM179 245H175L174 247H175V249L176 250H179L180 251V247L182 246V248H184L183 247V245H181V243H178ZM8 245V244H7ZM12 245V244H11ZM15 245V244H14ZM24 245V244H23ZM101 245H103V244H100V246ZM13 246V245H12ZM43 246V245H42ZM1 247H3V246H1ZM9 247V246H8ZM16 247H19L18 246V244H17V246ZM83 247V246H82ZM97 247V246H96ZM26 248V247H25ZM222 248L223 247H221V250H222ZM5 249H6V247H5ZM14 249H15V247H14ZM88 249V248H87ZM100 249H101V247H100ZM3 250V249H2ZM29 250V249H28ZM27 250V252H29ZM85 250V249H84ZM89 250H90V248H89ZM182 250V249H181ZM183 250H185V249H183ZM6 251V250H5ZM19 251V250H18ZM24 251H25V249H24ZM32 251V250H31ZM30 251V252H31ZM87 251V250H86ZM92 251V250H91ZM100 251V250H99ZM98 251V252H99ZM14 251H12V252H10V253H13ZM19 252H21V250L19 251ZM26 252V251H25ZM85 252V251H84ZM90 252V251H89ZM89 252H85V254H87V253H89ZM93 252V251H92ZM96 252V251H95ZM94 252V253H95ZM17 253V252H16ZM22 253H24V252H22ZM36 253V252H35ZM34 252H32L31 254L29 253V256H28V254L26 255V256H28V258L30 259V262H29V264L31 263V264H38L39 262H38V259L39 258H41V257H39L38 258V256H36V254H35ZM5 254V253H4ZM8 254V253H7ZM15 253H13V256H15L14 255ZM21 254V253H20ZM20 254H18L19 255V257L21 258V255ZM35 254V255H34ZM38 254V253H37ZM40 254V253H39ZM46 254H48V253H45V255L44 256H46ZM9 255V254H8ZM18 255L17 256H15V257H18ZM89 255H90V253H89ZM93 255V254H92ZM1 256V255H0ZM5 255H3V257H4ZM10 256H11V258L13 257L12 256V254H10ZM42 256V255H41ZM79 256V255H78ZM91 256V255H90ZM2 257V256H1ZM9 257V256H8ZM18 257V258H19ZM80 257V256H79ZM11 258H9L10 259V261H11ZM14 258V257H13ZM18 259V261L19 260H21V259ZM28 258H26V259H24L23 261V263H22V260H21V263L22 264H25V260H27ZM48 258V257H47ZM87 258V257H86ZM86 258H84V260L86 259ZM90 258V257H89ZM92 258V257H91ZM2 259V260H1ZM0 260L2 261H0L1 263H3V261L5 262H7V260H4L3 258H1ZM42 259V258H41ZM46 259V258H45ZM77 259V258H76ZM93 259V258H92ZM48 260V259H47ZM44 261V260H43ZM90 261V260H89ZM92 261V260H91ZM13 262V261H12ZM11 262V263H12ZM15 262V261H14ZM38 262V263H37ZM42 262V261H41ZM49 262V261H48ZM0 263V264H1ZM10 263V264H11ZM27 263H28V261H27ZM26 263V264H27ZM46 263V262H45ZM15 264V263H14ZM17 264H18V262H17Z\"/></svg>",
	"mask_w": 264,
	"mask_h": 264
},
{
	"label": "water",
	"instance_id": "95a60500",
	"mask_svg": "<svg viewBox=\"0 0 264 264\" xmlns=\"http://www.w3.org/2000/svg\"><path fill=\"white\" fill-rule=\"evenodd\" d=\"M264 31V30H263Z\"/></svg>",
	"mask_w": 264,
	"mask_h": 264
}]
</instances>
